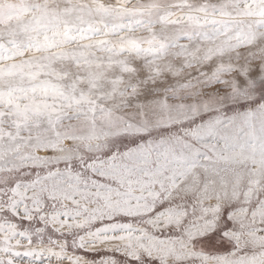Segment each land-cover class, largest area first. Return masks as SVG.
I'll return each mask as SVG.
<instances>
[{"label": "snow or ice", "instance_id": "snow-or-ice-1", "mask_svg": "<svg viewBox=\"0 0 264 264\" xmlns=\"http://www.w3.org/2000/svg\"><path fill=\"white\" fill-rule=\"evenodd\" d=\"M242 2L246 9L239 0L187 5L186 15L171 19L181 27L128 49L145 63L134 72L125 69L110 97L98 95L95 83L69 93L41 79L44 65L31 57L0 67V81L9 80L0 85V105L31 99L28 107L14 106L18 118L29 130L45 124L52 133L14 148L0 144L6 213L0 253L7 264L22 256L29 264H45L40 257L48 264H264V56L254 55L264 47V0ZM28 9L40 15L16 28L5 25L0 65L40 51L41 33L59 35L57 28L89 39L152 22L147 9L133 14L100 9L116 19L81 18L71 28L46 4L20 10ZM234 12L258 18L240 21ZM169 56L176 58L174 66L162 68L159 62ZM46 90L55 93V102H38L37 93ZM73 122L85 130L65 129ZM249 157L260 158L258 168L248 167ZM21 169L28 171L7 178L6 170ZM57 200L73 206L53 203L50 217H36L42 227L29 221L17 231L7 221L21 207L26 216L39 214ZM50 218L59 241L47 233ZM9 233L30 242L32 233L48 235L50 247L12 249Z\"/></svg>", "mask_w": 264, "mask_h": 264}, {"label": "rangeland", "instance_id": "rangeland-1", "mask_svg": "<svg viewBox=\"0 0 264 264\" xmlns=\"http://www.w3.org/2000/svg\"><path fill=\"white\" fill-rule=\"evenodd\" d=\"M213 3L223 4L236 2V0H211ZM29 3L46 4L50 13L58 14L59 19L63 22L65 27L75 28L81 23V18L91 20L93 22H110L116 17L110 15H101L97 10H105L111 12L113 9L125 12L126 14H133L143 12L146 9L152 13L151 24L145 27L138 28L133 32H124L122 35L106 36L103 32H97L89 39H81L79 35L72 32H61L57 28L56 33L49 32L47 35L41 33L40 41L42 49L37 51L35 49L29 50L25 56H16L15 60L6 58V61L0 67H7L12 63H22L27 57H31L33 62H39L44 65L40 69L43 73L41 79L52 82L58 87L66 90L69 93L79 92L81 89L88 90L89 85L95 83L98 95L111 96L113 90V83L124 79L125 69H132L135 71L136 64H144L142 57L136 56L128 49L144 45L145 42L152 40L157 34L164 31H172L181 25L171 23V19L179 16H184L188 12L187 5H196L200 0H0V16L3 17L4 23L0 24V34L4 35V40L0 43L7 42L8 30L5 25L16 28L21 24H29L32 22L34 16L40 15L35 10L28 9L21 11V6ZM242 0H239V8L246 9ZM66 11V12H65ZM256 16H244L241 12H234L233 19L236 20H251L257 19ZM127 23V20L124 21ZM23 38V34H19ZM256 42L253 41V44ZM233 56L236 54L233 53ZM256 57L264 56V47H258L254 53ZM251 58V56H250ZM226 62H232L228 57L224 58ZM176 58L169 56L159 63L162 68H171L174 66ZM9 83L8 79L0 81V85ZM22 83L27 84L25 79ZM39 97L38 102L53 103L55 93L46 90L42 93H37ZM32 103L31 99L16 97L12 101V105L21 108L28 107ZM14 106L8 103L0 105V144L5 147H16L24 145L29 142H34L38 138H46L52 133L48 132L45 124H41L39 128L32 127L30 130L24 127V121L17 116ZM131 108H129V112ZM33 121H29L32 123ZM65 129L75 127L80 131H84L86 125L80 122H73L64 125ZM12 153H10L11 155ZM259 157L255 159L249 157L247 165L250 168L256 169L259 166ZM7 171V178L9 180L14 177L22 176L23 172L28 169H21L19 172ZM31 171H35L32 169ZM5 172H0V185L3 184ZM23 179H28L23 176ZM29 197L31 193L27 194ZM29 208L31 213V200L29 199ZM56 208L69 207L73 205L70 201L57 200L49 202L48 206H42L39 214L32 213L25 215L26 209L21 207L18 212H13L7 215V221L17 226V231H23V225L31 221L35 226L42 227L37 215L49 216L53 211L52 204ZM83 203V202H81ZM94 205L89 204L88 207ZM17 215L19 219H17ZM6 213L3 208V194L0 193V223L5 222ZM47 233L52 236L53 240L59 241L61 239L59 233L54 232L51 224V218L47 225ZM167 235V233H163ZM43 237L38 245V237ZM4 236H0V242H3ZM8 247L19 250L21 252L26 249L34 247L47 249L50 247L48 235L42 233H32L31 242L28 239L20 237L11 238L9 233ZM71 251V249H69ZM37 259V258H33ZM38 259L44 260L45 264L48 261L44 257ZM0 260L7 264V259L3 253H0ZM14 264H29L27 256L18 257L14 260Z\"/></svg>", "mask_w": 264, "mask_h": 264}, {"label": "bare ground", "instance_id": "bare-ground-1", "mask_svg": "<svg viewBox=\"0 0 264 264\" xmlns=\"http://www.w3.org/2000/svg\"><path fill=\"white\" fill-rule=\"evenodd\" d=\"M66 12V11H65Z\"/></svg>", "mask_w": 264, "mask_h": 264}]
</instances>
